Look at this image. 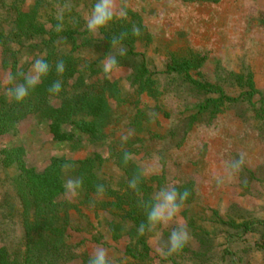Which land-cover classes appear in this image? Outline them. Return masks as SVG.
Wrapping results in <instances>:
<instances>
[{"label":"trees","instance_id":"1","mask_svg":"<svg viewBox=\"0 0 264 264\" xmlns=\"http://www.w3.org/2000/svg\"><path fill=\"white\" fill-rule=\"evenodd\" d=\"M96 2L0 0V264H88L89 248L98 246L114 253L110 264H181L184 258L204 263L214 257L216 264H250V252L264 258V218L244 211L224 216L216 209L210 215L187 217L196 248L186 244L166 258L153 251L150 237L159 230L166 238L172 232L161 224L149 231L146 215L155 194L168 188L167 148L180 147L203 115L213 117L226 104H254L258 90L249 75H238L239 93L227 94L220 82L202 78V58L190 49L169 52L164 68L151 70L140 47L151 46L152 35L140 14L121 6L118 10L127 18L114 19L93 34L82 12L89 16ZM61 13L62 29L57 31ZM133 25L140 28V36H132ZM122 32L127 37L112 46L113 36ZM122 50L126 55H120ZM30 55L34 61L43 58L50 71L24 101L17 102L5 91L24 83L17 73L28 74L23 62ZM107 55L115 56L119 67L131 68L126 81L106 77L102 64ZM58 60L66 65L63 75L56 72ZM7 74L14 77L12 84L4 82ZM160 77L177 80L159 81ZM56 80L62 90L53 95L48 89ZM170 93L179 102L177 117L165 105ZM259 104L256 115L264 123L261 99ZM30 117L48 124L52 141L87 154L76 159L53 156L41 170L28 165L24 148L7 146L2 138ZM159 118L168 120V128L163 129ZM120 128H126L125 134L115 136ZM153 152L161 171L145 174L138 161ZM125 153L131 155L127 163ZM13 166L17 172L11 175ZM135 176L140 181L133 190L128 184ZM70 179L83 182L76 196L65 186ZM99 184L105 192L98 197ZM170 187L187 190L184 204L189 203L190 184ZM142 223L145 232L139 235ZM252 235L258 236L254 248L247 241ZM238 241L247 247L236 248Z\"/></svg>","mask_w":264,"mask_h":264},{"label":"rangeland","instance_id":"2","mask_svg":"<svg viewBox=\"0 0 264 264\" xmlns=\"http://www.w3.org/2000/svg\"><path fill=\"white\" fill-rule=\"evenodd\" d=\"M116 3L118 9L124 6L138 12L151 33V46L140 47L151 70L163 69L169 52L182 53L190 49L202 58L199 68L202 78L220 82L227 94L236 96L239 93L235 82L238 75H249L258 90L253 98L254 104H226L213 117L203 115L194 123L180 147L167 148L168 188L173 184H190L192 198L184 204L178 216L190 236L187 244L197 247L187 227V217L191 215H210V210L216 209L224 216L244 211L264 218V123L256 115V109L261 106L259 99L264 109V0H219L216 3L116 0ZM82 13L86 19L87 12ZM32 59L30 55L23 62L28 64V73L34 62ZM120 69L111 77L126 81L131 68L120 66ZM176 80L171 77L159 79ZM178 103L170 93L165 105L172 116L177 117L179 113ZM159 120L164 123L163 129L168 128L165 124L168 120ZM125 131L126 128L117 129L114 135L120 136ZM2 141L10 147L22 146L27 164L38 170L43 169L53 156L76 159L87 154L86 150L71 152L64 143L52 141L48 124L34 117L18 122ZM241 156L244 164L239 171H232L231 163ZM138 162L145 173H159L162 168L155 152ZM16 172V166L9 169L11 175ZM177 226L176 220L167 226L161 224L163 229L170 231ZM207 227L212 229L210 225ZM169 237L166 238L161 230L156 231L149 240L153 251L157 252L158 247L166 249ZM257 237L248 236V244L253 246ZM234 246L238 249L247 247L239 241ZM93 249L89 248V252ZM107 254L108 258L115 256L109 251ZM250 255V264H264V258L258 252H250ZM180 263L216 264L217 259L214 257L199 263L184 258Z\"/></svg>","mask_w":264,"mask_h":264},{"label":"clouds","instance_id":"3","mask_svg":"<svg viewBox=\"0 0 264 264\" xmlns=\"http://www.w3.org/2000/svg\"><path fill=\"white\" fill-rule=\"evenodd\" d=\"M61 24L57 26V31L62 29V13L58 14L57 17ZM127 13L117 8L116 0H97L94 4L92 11L88 17H86V27L90 33L98 34L100 29L105 28L114 19H126ZM131 34L134 37L141 35L140 28L136 25L132 26ZM127 32H122L118 37L113 36L111 40L112 46H116L120 41L127 37ZM120 55H126L125 51H121ZM65 63L63 60H58L56 62V72L58 75H63L65 71ZM102 70L106 77L111 78L114 72L121 71L119 63L115 56L107 55L106 59L103 61ZM50 71V65L43 59L37 58L31 67L28 74L18 72L17 75L24 76V83L15 84L14 87L7 88L5 91L6 97L14 99L17 102H22L28 97L29 91L34 89L35 86L41 81L42 77L48 75ZM6 84H12L14 82V77L11 74L5 76ZM62 90V83L60 80L54 81L49 87L48 91L50 94L58 95ZM122 139H126L122 137ZM125 163L131 159L129 153H125L123 157ZM244 164V158L241 156L238 160L231 163L230 167L232 171H239ZM146 174V173H145ZM140 181L139 176L133 177L129 181V188L136 190L137 185ZM82 180H68L66 182V188L72 196L78 195L77 189L82 185ZM105 192V188L102 184L96 186L97 196H102ZM190 193L185 190L183 192H178L175 187L163 188L157 192L154 196V203L147 205L148 211L147 224L148 230L152 231L157 225L163 224L167 226L170 222L176 220L177 227L174 228L170 234L167 251L163 247H158L156 249L157 253L161 257L171 256L173 253H177L188 243L190 236L187 228L179 222L178 216L181 208L184 206L185 201L189 197ZM138 234L144 235L145 225L142 223L138 228ZM88 264H110L108 259L107 250L103 247H96L92 250Z\"/></svg>","mask_w":264,"mask_h":264}]
</instances>
